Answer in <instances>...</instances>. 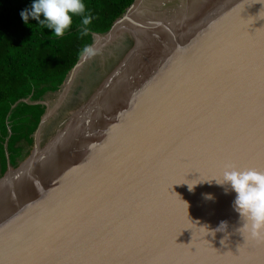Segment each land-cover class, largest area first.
Returning <instances> with one entry per match:
<instances>
[{"label":"water","instance_id":"1","mask_svg":"<svg viewBox=\"0 0 264 264\" xmlns=\"http://www.w3.org/2000/svg\"><path fill=\"white\" fill-rule=\"evenodd\" d=\"M138 2L93 33L94 54L127 23L132 48L61 148H40L52 110L30 102L45 112L32 158L0 177V264H264V239L238 231L235 193L213 180L229 166L264 171V0H241L163 67L143 46ZM145 51L151 74L129 107L110 121L89 115Z\"/></svg>","mask_w":264,"mask_h":264},{"label":"trees","instance_id":"2","mask_svg":"<svg viewBox=\"0 0 264 264\" xmlns=\"http://www.w3.org/2000/svg\"><path fill=\"white\" fill-rule=\"evenodd\" d=\"M85 2L94 17L87 32L78 16L68 32L56 37L31 19L27 25L22 21L19 13L31 0H0V177L8 164H19L24 145L33 143L45 105L30 102L59 90L93 33L107 32L133 0Z\"/></svg>","mask_w":264,"mask_h":264},{"label":"rangeland","instance_id":"3","mask_svg":"<svg viewBox=\"0 0 264 264\" xmlns=\"http://www.w3.org/2000/svg\"><path fill=\"white\" fill-rule=\"evenodd\" d=\"M229 1L233 2L230 3L231 5L229 6L234 7L241 0ZM221 3L224 5L223 8L227 7L226 3H228V0H185L184 4H182L183 14L175 12L177 15L176 19L174 18V12H172L171 14L168 13L166 15H161L154 21L151 19L150 27L144 24L146 27L142 34L144 36L142 39L143 46L145 45V50L150 51L151 59H154V62H157L160 65H167L171 56L170 52L177 50L175 49L176 46L173 48L174 40L179 37V40H182L181 45H183L186 41L183 38H186V34L192 30H194L200 37L202 32L208 29L211 22L214 20L207 19V16L210 17L207 12L218 10L217 7H220ZM212 23H214V21ZM130 34L133 33L124 32L116 40L102 45L99 50L85 62L70 89L63 97L61 95L62 87L55 92H48L43 96L41 100L47 103L52 112L43 123L39 135V145L41 149H45L51 143L58 142L53 145L54 147H48V149L54 148L57 150L72 138V131H74V129L76 130L84 120L83 117H74L73 115L80 112L83 106L90 101L111 71L123 61L126 54L131 50V44H133L134 37ZM191 39L189 38L186 43L190 44ZM159 40H161L159 45H152ZM171 45L172 47L170 48ZM145 52L144 59L139 61V67L133 66V70L130 68L119 79V81H116L113 87H120L115 91L111 89L108 96L100 100L99 105L95 108L96 111L91 112L89 115L92 114V116L95 115V117L97 115H99V117H107L106 120L110 121L117 113L122 112L129 107L130 103L126 101L129 98H132L133 92H137L145 87L149 81V75L151 74L149 71L150 57L148 56L147 51ZM135 70H137L135 77L131 79V81L126 82L129 75ZM100 128L102 129V127ZM102 131L104 133L108 131V129ZM33 152L34 144H25L22 157L19 159V164L13 169L16 170L19 166L23 165L22 163L25 160L31 159ZM20 177H23V175L21 174L14 178ZM6 199L8 200V198ZM4 203L5 201L3 204ZM3 204L2 206L4 207L5 205Z\"/></svg>","mask_w":264,"mask_h":264},{"label":"clouds","instance_id":"4","mask_svg":"<svg viewBox=\"0 0 264 264\" xmlns=\"http://www.w3.org/2000/svg\"><path fill=\"white\" fill-rule=\"evenodd\" d=\"M19 15L26 25L31 19L46 27L56 37H62L68 32L72 28L74 18L78 16L82 17L86 33V26L94 18L88 12L85 0H31V4L21 10ZM84 53L92 55L93 49L86 47ZM213 180L221 187L228 186L225 188L226 193L229 188L235 193L233 207L243 221L238 231L243 230L255 239H264V171L241 170L229 166L218 180ZM194 185H188L190 191ZM206 198L213 197L206 194ZM221 225L225 226V222Z\"/></svg>","mask_w":264,"mask_h":264},{"label":"bare ground","instance_id":"5","mask_svg":"<svg viewBox=\"0 0 264 264\" xmlns=\"http://www.w3.org/2000/svg\"><path fill=\"white\" fill-rule=\"evenodd\" d=\"M138 5L136 6V8L134 9V13L133 15L135 17H137V21L138 20H142L144 22V24H146V26L150 27V23H151V19L152 21H154L156 18H158L161 15H166L168 13H172L174 12V18H177V15L175 12H180V14H183L182 10H183V6L182 4H184L185 0H138ZM226 2V1H225ZM230 3H233L231 1L228 0V3H226L227 7H224V5H222L223 3H221L220 7H217L218 10L211 12L208 11L207 14L210 15L207 16V19H222L225 17V15H227V13L229 12V10L232 8L229 5H231ZM186 4V3H185ZM178 5V6H177ZM237 5V4H236ZM177 6V7H176ZM174 7V8H173ZM227 9V11H226ZM148 23V24H147ZM133 24L131 25L132 28ZM145 26V27H146ZM205 27V26H204ZM130 28V25H127V23H123L121 24V26L111 35V37L107 40H112L115 39L117 37H120L122 35V33H124L126 30H128ZM206 28V27H205ZM144 32V31H143ZM162 33V32H159ZM185 34V33H184ZM145 35V34H144ZM148 35V34H147ZM144 37V36H143ZM142 37V39H143ZM197 37H199L194 30L189 31L186 34V38L184 37V40H188L189 38L191 39V43L197 39ZM180 38H176L174 40V44H173V48L176 46L175 49H177L176 51L173 50V52H170V59L173 58L174 56H178L181 55L182 53H180L179 51L182 48H186L187 46H189V44L183 43V45H181L182 40H179ZM149 40V39H148ZM100 45L102 44L103 40L100 38ZM109 42V41H108ZM161 42V40L157 41L156 43H153V46H157L159 45V43ZM190 43V44H191ZM122 44V43H121ZM145 46V45H144ZM172 47V45L170 46V48ZM168 55V54H167ZM154 60V59H153ZM163 64V63H162ZM162 66V65H161ZM119 81V80H118ZM124 81V80H123ZM56 108V107H55ZM59 133V132H58ZM75 161V160H74ZM72 161V163L74 162ZM24 177V176H23ZM6 200V199H5ZM6 203V202H5Z\"/></svg>","mask_w":264,"mask_h":264}]
</instances>
